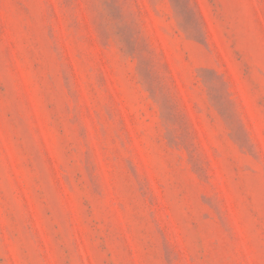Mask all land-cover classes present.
Listing matches in <instances>:
<instances>
[{"label":"rangeland","instance_id":"obj_1","mask_svg":"<svg viewBox=\"0 0 264 264\" xmlns=\"http://www.w3.org/2000/svg\"><path fill=\"white\" fill-rule=\"evenodd\" d=\"M0 264H264V0H0Z\"/></svg>","mask_w":264,"mask_h":264}]
</instances>
